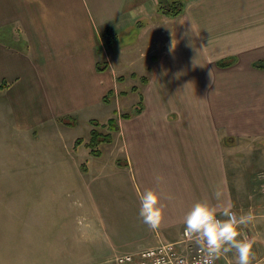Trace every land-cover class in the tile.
I'll use <instances>...</instances> for the list:
<instances>
[{
	"label": "crops",
	"instance_id": "0c3cea01",
	"mask_svg": "<svg viewBox=\"0 0 264 264\" xmlns=\"http://www.w3.org/2000/svg\"><path fill=\"white\" fill-rule=\"evenodd\" d=\"M158 1L0 0L7 128L29 142L63 137L80 118L105 113L109 92L117 101L107 116L117 114L107 158L103 144L97 157L86 147L78 154V145L69 165L83 182L87 210L102 215L128 252L179 240L197 200L242 212L237 199L252 179L237 178L229 145L264 140V69L255 67L264 62V0H185L173 18L157 12ZM226 60L233 62L219 65ZM122 85L138 98L129 103ZM140 95L142 109L132 114ZM256 161L264 170V151ZM148 188L164 205L158 230L139 216V193ZM233 253L220 263L236 260Z\"/></svg>",
	"mask_w": 264,
	"mask_h": 264
},
{
	"label": "rangeland",
	"instance_id": "374dc122",
	"mask_svg": "<svg viewBox=\"0 0 264 264\" xmlns=\"http://www.w3.org/2000/svg\"><path fill=\"white\" fill-rule=\"evenodd\" d=\"M121 88L128 93L129 103L138 98L127 86ZM116 102L112 96L106 112L101 111L96 120L105 122ZM121 108L126 110L124 105ZM5 117L0 113V264H114L117 254L130 251L114 240L101 214L87 210L83 182L69 165L75 140L89 135V122L80 118L75 128L64 129L63 137L29 142L23 136L30 135L7 128ZM247 143L229 145L235 152L237 178L252 179L243 185L245 197L237 199V205L243 204L242 212L252 216L250 223L241 226L253 242L252 264H264V170L256 161L264 151L260 150L264 140ZM105 145L102 152L107 158ZM84 149L80 144L78 154ZM59 178L70 181H56Z\"/></svg>",
	"mask_w": 264,
	"mask_h": 264
},
{
	"label": "clouds",
	"instance_id": "9594fccd",
	"mask_svg": "<svg viewBox=\"0 0 264 264\" xmlns=\"http://www.w3.org/2000/svg\"><path fill=\"white\" fill-rule=\"evenodd\" d=\"M213 196L220 201L223 190L216 188ZM167 198L172 199V196L168 195ZM139 200V216L143 223L158 230L164 217L161 194L148 188L139 193ZM251 221L250 213L237 212L232 205L220 209L208 200H197L184 215L183 234L195 243L202 255L195 261L183 258L179 264H215L217 259L229 252H234L237 264H252L255 256L253 242L243 234L241 227ZM156 264H160V261Z\"/></svg>",
	"mask_w": 264,
	"mask_h": 264
},
{
	"label": "trees",
	"instance_id": "16d2710c",
	"mask_svg": "<svg viewBox=\"0 0 264 264\" xmlns=\"http://www.w3.org/2000/svg\"><path fill=\"white\" fill-rule=\"evenodd\" d=\"M183 10V4L180 1H167V0H159L157 2V12L166 16V17H176ZM115 35L111 36L110 42L114 41ZM232 60H226L219 63L220 66H230L232 64ZM102 66V67H100ZM255 67L259 69H264V62L255 63ZM104 65H97V69L103 70ZM146 78L141 77L140 83H145ZM3 85H0V89L3 88ZM133 92L137 90V87H132ZM112 92H109L104 98L103 102L106 104L111 103ZM142 109V97L139 96V101L136 105H134L132 109V114H137ZM112 117L108 118L105 122L98 121L96 119H92L89 121L90 130L87 139H76L75 146H78L84 143V147L89 150V154L93 157H97L100 155V145L103 143H110L112 140V132L117 130V114L114 113ZM131 114H124L123 117L128 118ZM72 125V124H71ZM84 167V166H83Z\"/></svg>",
	"mask_w": 264,
	"mask_h": 264
},
{
	"label": "built area",
	"instance_id": "2783aa9c",
	"mask_svg": "<svg viewBox=\"0 0 264 264\" xmlns=\"http://www.w3.org/2000/svg\"><path fill=\"white\" fill-rule=\"evenodd\" d=\"M195 243L187 239L182 231L181 238L174 242L161 243L157 246L141 249L135 252L123 253L114 258V264H179L183 258L195 261L201 257ZM215 264H221L219 259Z\"/></svg>",
	"mask_w": 264,
	"mask_h": 264
},
{
	"label": "bare ground",
	"instance_id": "6f19581e",
	"mask_svg": "<svg viewBox=\"0 0 264 264\" xmlns=\"http://www.w3.org/2000/svg\"><path fill=\"white\" fill-rule=\"evenodd\" d=\"M113 263H114V261H113Z\"/></svg>",
	"mask_w": 264,
	"mask_h": 264
}]
</instances>
